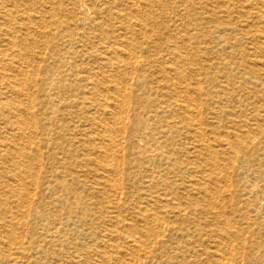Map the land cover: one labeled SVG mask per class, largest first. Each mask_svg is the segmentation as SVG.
Listing matches in <instances>:
<instances>
[{
	"label": "bare ground",
	"instance_id": "6f19581e",
	"mask_svg": "<svg viewBox=\"0 0 264 264\" xmlns=\"http://www.w3.org/2000/svg\"><path fill=\"white\" fill-rule=\"evenodd\" d=\"M0 264H264V0H0Z\"/></svg>",
	"mask_w": 264,
	"mask_h": 264
}]
</instances>
